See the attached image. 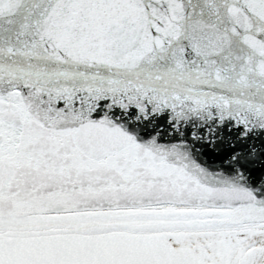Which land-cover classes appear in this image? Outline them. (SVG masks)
Wrapping results in <instances>:
<instances>
[{
  "label": "snow or ice",
  "instance_id": "obj_1",
  "mask_svg": "<svg viewBox=\"0 0 264 264\" xmlns=\"http://www.w3.org/2000/svg\"><path fill=\"white\" fill-rule=\"evenodd\" d=\"M0 264H264V0H0Z\"/></svg>",
  "mask_w": 264,
  "mask_h": 264
}]
</instances>
